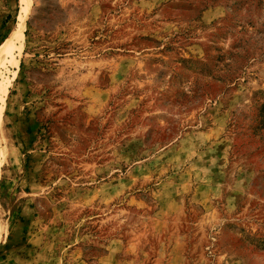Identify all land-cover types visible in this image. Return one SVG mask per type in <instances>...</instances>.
I'll use <instances>...</instances> for the list:
<instances>
[{
	"label": "rangeland",
	"instance_id": "1",
	"mask_svg": "<svg viewBox=\"0 0 264 264\" xmlns=\"http://www.w3.org/2000/svg\"><path fill=\"white\" fill-rule=\"evenodd\" d=\"M11 32L0 264H264V0H0Z\"/></svg>",
	"mask_w": 264,
	"mask_h": 264
},
{
	"label": "bare ground",
	"instance_id": "2",
	"mask_svg": "<svg viewBox=\"0 0 264 264\" xmlns=\"http://www.w3.org/2000/svg\"><path fill=\"white\" fill-rule=\"evenodd\" d=\"M22 30V29H21ZM19 29V32H21ZM17 32H11V34L4 39L0 45V65L3 64L8 57L11 55V50L13 47V39L16 36ZM18 37V36H17ZM13 61V60H12Z\"/></svg>",
	"mask_w": 264,
	"mask_h": 264
},
{
	"label": "trees",
	"instance_id": "3",
	"mask_svg": "<svg viewBox=\"0 0 264 264\" xmlns=\"http://www.w3.org/2000/svg\"><path fill=\"white\" fill-rule=\"evenodd\" d=\"M10 18H11V15L8 14V15L5 17V21L9 20ZM5 21L2 23V27L4 26ZM6 35H7V34H6ZM6 35H5V36H6ZM5 36H3V38H4ZM3 38H2V39H3ZM263 122H264V121H263Z\"/></svg>",
	"mask_w": 264,
	"mask_h": 264
}]
</instances>
